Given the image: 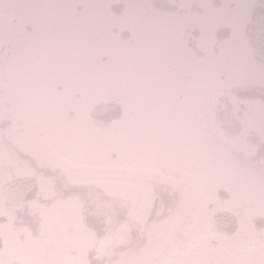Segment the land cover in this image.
<instances>
[{"label":"flooded vegetation","instance_id":"af4514ba","mask_svg":"<svg viewBox=\"0 0 264 264\" xmlns=\"http://www.w3.org/2000/svg\"><path fill=\"white\" fill-rule=\"evenodd\" d=\"M72 1L0 0V246L89 232L91 247L63 249L82 264L123 262L124 249L129 264H215L264 248V100L233 91L264 81L205 71L231 59L235 41L216 39L227 19L193 9L205 0H162L176 7L151 13L140 0ZM106 100L120 115L103 127L90 110ZM107 129L115 151L102 149ZM156 151L161 173L110 191L120 166ZM103 235L115 241L110 257L97 250Z\"/></svg>","mask_w":264,"mask_h":264},{"label":"snow or ice","instance_id":"6c2138e0","mask_svg":"<svg viewBox=\"0 0 264 264\" xmlns=\"http://www.w3.org/2000/svg\"><path fill=\"white\" fill-rule=\"evenodd\" d=\"M140 8L151 13L161 8H175L173 4L162 0H140ZM68 10L82 5L69 4ZM193 9L207 11L214 16L227 19L229 26L216 30L217 41L234 40L230 60L210 65L205 71L211 80L222 82L230 77L253 74L264 81V0H205L192 5ZM250 53V59L245 53ZM236 94L246 97H258L264 100V82L247 87L233 89Z\"/></svg>","mask_w":264,"mask_h":264},{"label":"clouds","instance_id":"9594fccd","mask_svg":"<svg viewBox=\"0 0 264 264\" xmlns=\"http://www.w3.org/2000/svg\"><path fill=\"white\" fill-rule=\"evenodd\" d=\"M161 161L136 162L128 166L123 172L114 178L117 186L112 193L120 195L121 193L134 191L144 186L150 180V165L159 164ZM69 183H92L86 178L70 177ZM89 237L87 243L81 241H71L67 239L30 240L24 241H5L0 246V264H73L70 258L63 254L65 244H72L73 247L83 249L92 243ZM54 245L50 247L49 245ZM107 240L98 242V252H103ZM191 264H201V261H192ZM215 264H264V248L246 249L236 253H229L218 258Z\"/></svg>","mask_w":264,"mask_h":264},{"label":"rangeland","instance_id":"374dc122","mask_svg":"<svg viewBox=\"0 0 264 264\" xmlns=\"http://www.w3.org/2000/svg\"><path fill=\"white\" fill-rule=\"evenodd\" d=\"M76 0H74V1H72V2H75ZM73 4V3H72ZM3 7V6H2ZM70 11H72V10H70ZM39 13H41V12H39ZM69 29H71V27H69L68 28V30ZM60 31V30H59ZM57 33H59L58 31H56V33L55 34H53V35H51L50 36V38H55L56 36H57ZM60 34V33H59ZM75 35L74 34V32H71V35ZM80 41H81V39H79V38H77V41H75L76 43H74V42H72V43H74V44H71V47L72 46H74L75 44L76 45H78L79 46V44H80ZM77 46V47H78ZM77 49H79V47L77 48ZM12 57H14V56H12ZM108 86V85H107ZM107 86H104L106 89H107V95L109 94V91H110V89H109V87H107ZM106 132V133H105ZM112 134H110V132H109V130L107 129V130H105V131H103V140H104V144H103V151L105 152V151H109V152H111V150L112 151H115V146L112 144V141H113V138H111L112 136H111ZM152 155H151V157H150V161H161V162H163V157L160 155V152H158V151H156L154 154L153 153H151ZM185 157V159H183L182 160V163L183 162H188V163H195V159L194 160H192V158H191V155H185L184 156ZM206 157V156H205ZM104 160H105V158H104ZM180 160L179 159H177L176 161L173 159V158H171L169 155H167L166 156V160H165V163H167V164H173V163H178ZM200 161V160H199ZM109 162H111V160H106V163H108V164H110ZM217 162H219L218 160H217ZM161 163H159V164H152L151 165V171H150V173L151 174H154V175H158L159 173H161V169H162V165H160ZM183 166H185V165H183ZM187 167H189V168H192V166H190V165H188ZM120 168H122V169H124V168H126L125 166H120ZM164 168H166V172H165V174H169L170 176H174V174H172V172L170 171V169H169V166H165ZM107 172V171H106ZM106 172H104V174H103V178H102V180L103 181H109L108 179H110V177H109V175L108 174H106ZM123 171H119V174H121ZM200 172H202V173H205L206 174V166L205 167H203L201 170H199L198 171V173H200ZM202 173H200V174H202ZM201 177V176H200ZM183 179V178H182ZM197 188H199V189H202V186H200V185H198V187H191V189L193 190V192L195 193V191L194 190H196ZM151 194L153 195V192H151ZM196 194V193H195ZM203 194V193H202ZM77 236L78 235H76V234H71V235H68V238H69V240H73L74 238L75 239H77ZM89 237H91V239H92V241H94V239L96 238V236L94 235V234H91V233H89V232H86V235H85V240H84V238H83V236H80V238L79 239H77L78 241H81V242H84V243H87V241H88V239H89ZM127 237H128V235H127V231H122V234H121V236H120V240L118 241V240H116V242L117 243H123V242H125L126 240H127ZM107 240V244H106V247H105V249H104V254H106L108 257H110L111 256V254H113L114 253V251H113V249H114V246H115V241H113V239H112V236H110V235H103L102 236V240ZM41 241H43V240H41ZM91 245H92V243L90 244V245H88V247H91ZM119 253H118V255H119V259L120 260H123V262H120V263H116L117 261L115 260V261H113L112 263H106V264H129V263H131V262H129V261H131L130 260V256H129V254H128V252L124 249V250H121V251H118ZM77 258V257H76ZM72 262H73V264H82V260H77V259H75V258H72Z\"/></svg>","mask_w":264,"mask_h":264},{"label":"water","instance_id":"95a60500","mask_svg":"<svg viewBox=\"0 0 264 264\" xmlns=\"http://www.w3.org/2000/svg\"><path fill=\"white\" fill-rule=\"evenodd\" d=\"M90 115L92 120L98 124L99 126L105 127L109 124L112 120L117 119L120 115L119 107H117L115 101L113 100H106L96 103L93 107H91ZM154 205L150 208V213L146 218L145 222L143 223L142 231H145L151 221L154 219Z\"/></svg>","mask_w":264,"mask_h":264}]
</instances>
